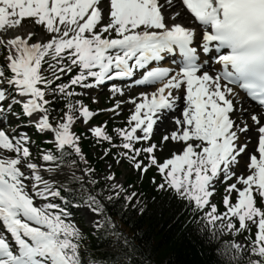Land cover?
<instances>
[{
    "label": "snow or ice",
    "instance_id": "obj_1",
    "mask_svg": "<svg viewBox=\"0 0 264 264\" xmlns=\"http://www.w3.org/2000/svg\"><path fill=\"white\" fill-rule=\"evenodd\" d=\"M117 168L219 264H264V0H0V264H151L110 214L149 195Z\"/></svg>",
    "mask_w": 264,
    "mask_h": 264
},
{
    "label": "trees",
    "instance_id": "obj_2",
    "mask_svg": "<svg viewBox=\"0 0 264 264\" xmlns=\"http://www.w3.org/2000/svg\"><path fill=\"white\" fill-rule=\"evenodd\" d=\"M82 147L97 174H101L103 160L97 159L100 154L93 153L88 140L83 141ZM127 184L149 194L143 214L130 209L122 216L119 204L110 205L109 211L122 232L146 252L151 264H219L216 245L208 244L188 223L190 217L183 204L159 197L153 201L152 186L147 178L141 183L136 176H131ZM87 243L96 259L115 255L116 250L106 239L89 236Z\"/></svg>",
    "mask_w": 264,
    "mask_h": 264
},
{
    "label": "rangeland",
    "instance_id": "obj_3",
    "mask_svg": "<svg viewBox=\"0 0 264 264\" xmlns=\"http://www.w3.org/2000/svg\"><path fill=\"white\" fill-rule=\"evenodd\" d=\"M106 95H107L106 92H105L104 94H101V95L99 96V104H98V105H97V104H93L92 106H93V107H101V108H104L105 106L102 105V104H103V103H102V98L105 97ZM124 168L126 169L127 167H125V165H124ZM104 171H106L105 167H104ZM117 171H121V175H120V176H117V178L122 179V181H123V183H124V182H125V177H126L130 172L125 173L124 170L121 169V168H117V169L115 170V173H116Z\"/></svg>",
    "mask_w": 264,
    "mask_h": 264
},
{
    "label": "bare ground",
    "instance_id": "obj_4",
    "mask_svg": "<svg viewBox=\"0 0 264 264\" xmlns=\"http://www.w3.org/2000/svg\"><path fill=\"white\" fill-rule=\"evenodd\" d=\"M165 127H167V125H165Z\"/></svg>",
    "mask_w": 264,
    "mask_h": 264
}]
</instances>
